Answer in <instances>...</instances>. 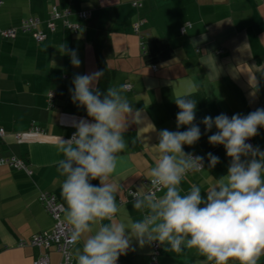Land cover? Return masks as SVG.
Returning a JSON list of instances; mask_svg holds the SVG:
<instances>
[{"label": "crops", "instance_id": "obj_1", "mask_svg": "<svg viewBox=\"0 0 264 264\" xmlns=\"http://www.w3.org/2000/svg\"><path fill=\"white\" fill-rule=\"evenodd\" d=\"M140 3L135 6L133 2ZM53 6L69 8L76 31L56 20L48 31L44 22ZM89 10L88 20L75 12ZM28 16L41 21L46 32L36 41L29 32L13 37L0 34V157L21 161L0 164V264H33L42 254L47 264H60L54 247L48 250L17 245L33 234L48 230L53 218L39 200L52 193L63 208V176L55 161L62 158L56 148L61 136L70 138L72 124L81 118L91 120L84 107L71 101L69 88L76 74L100 71L96 61L95 39L104 33L102 55L108 78L97 87L130 84L124 95L139 111L129 121L124 137L128 147L118 154L115 172L109 177L117 185L118 212L115 219L128 224L142 217L132 207L130 192L145 190L149 169L157 159L154 145L157 132L184 131L176 128L178 107L174 102L189 85H195V121L202 132L198 142L184 145L185 152L205 157V170L188 173L181 182L185 194L192 184L204 191L227 173L230 157L223 145H212L201 123L205 116L224 113L231 117L247 115L264 108V2L260 0H0V30L17 26ZM142 23L135 31L133 24ZM186 26L184 33L180 28ZM65 43L75 49L81 64L73 66L70 57L58 48ZM155 66V67H153ZM255 81V87L254 85ZM103 86V87H101ZM52 93V96L50 94ZM38 129L34 130L33 127ZM153 126L154 129L153 130ZM250 138V144L264 150V128ZM220 158L208 168L207 153ZM99 186V179L90 181ZM109 221L105 220L104 223ZM97 225H93V230ZM130 231V230H129ZM87 235V234H86ZM82 246V241L76 247ZM135 249V250H131ZM151 245L141 247L133 238L130 250L117 264H148ZM74 247H71V253ZM158 264H211L195 248L180 253L160 245ZM72 264H76L72 259ZM229 264H238L233 259ZM257 264H264L261 255Z\"/></svg>", "mask_w": 264, "mask_h": 264}, {"label": "clouds", "instance_id": "obj_2", "mask_svg": "<svg viewBox=\"0 0 264 264\" xmlns=\"http://www.w3.org/2000/svg\"><path fill=\"white\" fill-rule=\"evenodd\" d=\"M58 50L70 57L73 66H80L75 49L62 43ZM104 75L103 70L74 75L71 101L84 107L91 120L75 121L71 137L60 136L55 145L62 156L54 163L64 177L61 196L69 226L65 243L74 247L68 254L69 264L73 258L76 264H117L130 250L133 238L141 247L158 242L176 253L195 248L211 264H229L233 259L238 264H257L264 255V150L246 141L264 128V108L247 115L221 113L202 119L203 134L216 129L208 142L223 145L231 159L227 173L204 195L196 184L181 195L182 180L190 172L205 170V157L183 150L202 136L194 123L196 101L191 97L196 86L189 85L176 95L174 102L180 110L176 128L187 126L186 130L157 132V159L146 176L149 187L130 192L132 207L142 217L125 224L115 219L117 185L109 177L115 172L118 154L128 147L124 133L133 122L128 117L136 115L135 122L141 121L139 111L124 95L128 85L103 91L96 86ZM206 155L209 169L220 162L211 152ZM96 179L99 186L90 182ZM93 225H97L95 230ZM81 241L82 246L76 247Z\"/></svg>", "mask_w": 264, "mask_h": 264}, {"label": "built area", "instance_id": "obj_3", "mask_svg": "<svg viewBox=\"0 0 264 264\" xmlns=\"http://www.w3.org/2000/svg\"><path fill=\"white\" fill-rule=\"evenodd\" d=\"M264 2V0H262ZM134 4V3H133ZM136 5V4H135ZM49 23L48 26L50 28H53V21L56 19H63L64 24L69 26L72 29L77 28L76 24H70L66 21V17L71 14V11L67 8L64 9H59L57 6H53L50 11H49ZM90 15L89 12L86 11H81L79 12V16L82 17H88ZM39 19L37 17H31L24 19L21 23V30L22 31H30L33 33V37L36 41H42L45 38V34L43 31L37 29V25L39 24ZM142 22L139 20L133 24V28L136 31L139 28V25ZM186 26H182L180 28V32H183ZM16 33V28L10 27V28H5L0 30V34L3 37H13ZM155 67V66H153ZM128 85V89L131 88L130 84ZM52 96V93L50 94ZM33 129L37 130L38 127L35 126ZM3 129L0 128V135H3ZM72 135V134H71ZM71 137V136H70ZM250 138L246 141V143H250ZM196 155V154H194ZM11 163H14L16 165H22V162L15 160L12 158L9 160ZM150 183V182H149ZM148 183V184H149ZM149 187V185H148ZM39 200L43 203L45 206L46 210L50 213V215L54 219V224L53 227L50 231H42L37 234H33L28 242L25 241H19L18 245H34V246H43V247H49L51 245L55 246L56 250L61 253V256L63 258V261L60 264H69V259H68V254H69V248L71 246L67 245L65 243V240L67 239V233H68V228L69 226L67 225L66 221L61 218V214L63 212V208L58 203L55 195L52 193H42L39 196ZM160 244L158 242H153L151 244V252L150 255L152 257V260L149 264H157L156 261V256L159 251ZM34 264H47V258L46 255H43L36 261H34Z\"/></svg>", "mask_w": 264, "mask_h": 264}, {"label": "trees", "instance_id": "obj_4", "mask_svg": "<svg viewBox=\"0 0 264 264\" xmlns=\"http://www.w3.org/2000/svg\"><path fill=\"white\" fill-rule=\"evenodd\" d=\"M260 1H262V0H260ZM263 2V1H262ZM134 3V4H133ZM132 4L133 5H135V6H140V3H138V2H133ZM60 9V8H59ZM62 9V8H61ZM67 9H69V8H67ZM70 10V9H69ZM71 11V14L73 13L72 12V10H70ZM86 12H89L90 13V11L89 10H85ZM79 12H81V11H79ZM79 12H75L74 14H76L77 15V17L79 18V20H88L89 18H90V16H91V13H90V15L88 16V17H80L79 16ZM49 14L50 13H48V16H47V18L45 19V23H46V28H47V30L48 31H52L53 29H55V27H54V23H55V21L56 20H61V21H63L64 22V20L63 19H56V20H54L53 21V28H50L49 26H48V23H49V21H48V19H49ZM70 14V15H71ZM31 17H35V16H28V17H25V18H23L21 21H20V23L17 25V26H15L14 28H16V33H15V35L18 33V32H27V31H22L20 28H21V23H22V21L24 20V19H27V18H31ZM68 17V16H67ZM67 17H66V21L68 22V23H70V24H76L77 25V28L79 27V25H78V23H75V22H70V21H68L67 20ZM39 19V18H38ZM39 21H41L40 19H39ZM40 23V22H39ZM39 25V24H38ZM38 25H37V29H39V27H38ZM65 26L67 27V28H69L70 30H72V31H76L77 30V28H75V29H72V28H70L69 26H67L66 24H65ZM39 30H41V29H39ZM185 30V29H184ZM41 31H43V30H41ZM180 31V30H179ZM29 33H32V32H30V31H28ZM44 32V34H45V38H46V32L45 31H43ZM180 33H184V31L183 32H180ZM14 35V36H15ZM32 35H33V33H32ZM44 38V39H45ZM43 39V40H44ZM42 40V41H43ZM103 41H104V33L103 32H99V33H97V35H96V39H95V53H96V61H97V65H98V67H99V70L101 71V70H103L104 72H105V75L103 76V77H101V85H104L105 83H106V81H107V78H108V68L105 66V62H104V58H103V55H102V47H103ZM101 87H103V86H101ZM0 128H2L1 126H0ZM3 129V128H2ZM3 132H4V129H3ZM4 134V133H3ZM2 135H0V137H1ZM12 159V157H0V164H3V163H10V161L9 160H11ZM15 160H16V158H14ZM147 183H149V181H147ZM148 185V184H147ZM148 187V186H147ZM53 218V217H52ZM62 218V217H61ZM63 219V218H62ZM54 220V219H53ZM64 220V219H63ZM53 224H54V222H53ZM52 227H53V225H52ZM52 227L50 228V229H48V230H46V231H50L51 229H52ZM45 231V230H44ZM37 234V233H36ZM31 237V236H30ZM30 239V238H29ZM29 239H27V240H20V241H25V242H28L29 241ZM18 245V244H17ZM26 245H28V246H32V247H39V248H44V249H49L50 247H54L55 248V246H53V245H51V246H49V247H43V246H34V245H29V244H26ZM19 246H22V245H19ZM23 246H25V245H23ZM72 247V246H71ZM71 247L69 248V253H71ZM55 250H56V248H55ZM57 251V250H56ZM58 252V251H57ZM151 252V251H150ZM159 252V251H158ZM59 254H60V258H61V261H60V263L63 261V258H62V256H61V253L60 252H58ZM44 254H42L41 256H39L37 259H39L40 257H42ZM149 256H150V260H149V263L151 262V260H152V257H151V255L149 254ZM157 256H158V254H157ZM157 256H156V261H157ZM37 259H35L34 261H36ZM34 261H33V264H34ZM148 263V264H149ZM71 264H72V260H71ZM157 264H158V262H157Z\"/></svg>", "mask_w": 264, "mask_h": 264}]
</instances>
